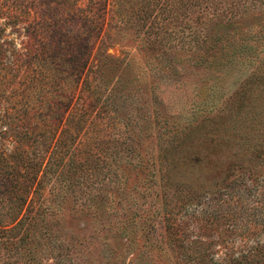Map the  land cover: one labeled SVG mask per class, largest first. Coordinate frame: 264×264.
<instances>
[{
  "label": "rangeland",
  "instance_id": "obj_1",
  "mask_svg": "<svg viewBox=\"0 0 264 264\" xmlns=\"http://www.w3.org/2000/svg\"><path fill=\"white\" fill-rule=\"evenodd\" d=\"M135 1L133 28L126 0L122 22L113 16V0H101L103 28L92 55L102 43L137 84L140 154L123 164L129 168L119 173L125 183L118 187L92 154L87 211L55 196L52 178L33 184L23 212L29 215L41 197L48 208L35 215L34 234L18 250L0 244V264H264V0H149L147 12L146 0ZM79 88L83 100L87 93ZM224 124L230 139L221 141ZM35 137L25 155H16L0 135L3 177L19 170L41 178L49 152L46 137ZM169 146L173 157L164 154ZM141 159L146 167H131ZM6 196L0 200L8 202ZM15 223L0 225L1 240L21 234Z\"/></svg>",
  "mask_w": 264,
  "mask_h": 264
},
{
  "label": "trees",
  "instance_id": "obj_2",
  "mask_svg": "<svg viewBox=\"0 0 264 264\" xmlns=\"http://www.w3.org/2000/svg\"><path fill=\"white\" fill-rule=\"evenodd\" d=\"M124 1L113 0L116 21H123ZM126 1L131 5L126 23L134 28L138 7L135 0ZM92 3L81 8L76 0H0V129L5 127L0 135L10 138L15 149L13 154L25 155L31 141L36 140L35 136L46 137L44 142L49 152L40 179L37 174L26 176L19 170L9 171L10 174L3 177L0 171V178H3L0 193L9 196L8 202L0 200V212L9 214L7 221L0 215V225L16 222L12 229L18 228L21 232L17 237L0 239V244L7 249L18 250L26 243V238L34 234L31 224L35 215H42L48 208L43 206L41 197L39 205L34 203L28 208L29 215L23 212L33 184L37 183L40 188L43 178H52L55 196L71 203L75 211H87L92 207L93 196L84 186L92 154L103 167L104 163L107 165L104 175L110 176V183L118 187L125 183L119 173L129 168L123 164L130 163L131 158L141 152L142 142L136 130L137 122H134L140 114L136 104L137 84L126 77L121 60L102 49V43L92 55L95 41L102 32L100 16L104 12L101 0ZM144 5L147 12L150 1L146 0ZM18 34L23 38L20 48L16 46ZM218 53H212L214 58L216 56L209 61L212 66L217 64ZM79 84L78 93H87L83 100L80 94L77 97L75 94ZM152 111L155 112L153 107ZM119 122L124 129L117 128ZM98 123L103 125L105 138L98 126L94 129ZM88 128L94 131L87 140ZM229 129L224 124L225 133L219 140L230 139V135H226ZM45 131L49 134L45 135ZM91 139H97L98 144L92 147ZM172 146L167 148L165 156L175 155L176 151H169ZM123 152L128 154L124 162ZM113 162L115 166L110 168ZM146 162V159L136 160L131 167L144 168ZM250 176L254 178L257 174L252 171ZM231 183L218 189H225ZM13 196L15 198L10 199ZM62 204L58 207H65ZM191 204L193 202L186 207ZM66 210L71 209L66 207Z\"/></svg>",
  "mask_w": 264,
  "mask_h": 264
}]
</instances>
